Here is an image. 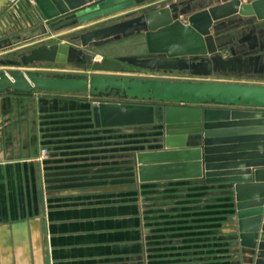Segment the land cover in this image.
Wrapping results in <instances>:
<instances>
[{"label": "crops", "instance_id": "obj_1", "mask_svg": "<svg viewBox=\"0 0 264 264\" xmlns=\"http://www.w3.org/2000/svg\"><path fill=\"white\" fill-rule=\"evenodd\" d=\"M14 1L0 0V55L24 31L58 28L19 29L2 12ZM92 106L67 91L0 94V264H254L232 183L168 166L135 188L132 131L95 126Z\"/></svg>", "mask_w": 264, "mask_h": 264}, {"label": "water", "instance_id": "obj_2", "mask_svg": "<svg viewBox=\"0 0 264 264\" xmlns=\"http://www.w3.org/2000/svg\"><path fill=\"white\" fill-rule=\"evenodd\" d=\"M148 0H15L2 12L19 29L45 22L55 27L65 21L84 22ZM6 4V3H5ZM174 4V3H173ZM166 4L137 16L80 34L84 47L110 43L143 32L146 52L123 54L91 62L94 71L117 73L122 63L149 71H188L196 75L234 74L264 76L262 29L253 24L248 51L231 50L221 42L236 32L238 22L264 18V0H226L193 10L183 21ZM165 11L160 20L152 16ZM238 16L234 24L226 18ZM79 55V56H77ZM84 61L82 50L64 41H51L32 48L19 59L0 58L1 65L19 66L38 61ZM67 91L90 95L116 91L128 101L99 100L92 106L97 127L149 125L161 109L162 148L136 153L139 181L157 179L163 168L178 166L179 177L202 178L208 183L233 184L239 243L264 264V84L220 80H186L93 74L87 77L43 75L35 70H0V94ZM197 137L190 149L188 142ZM182 156L171 162L174 156Z\"/></svg>", "mask_w": 264, "mask_h": 264}, {"label": "rangeland", "instance_id": "obj_3", "mask_svg": "<svg viewBox=\"0 0 264 264\" xmlns=\"http://www.w3.org/2000/svg\"><path fill=\"white\" fill-rule=\"evenodd\" d=\"M148 0L142 4L127 7L106 15H102L84 22H78L77 19H71L58 25V28H53L51 31L47 29H41L33 27L29 31H24L18 38H13V44L4 49V53L0 55V58H15L19 59L21 55L29 53V51L43 43L50 41H67L76 49H82L86 60L83 63L77 62L74 59H67L64 62L58 61H38L29 62L27 64L21 63L19 66L1 65L0 70H12L19 69L24 72L35 70L43 75L54 76H75V77H87L89 78L93 74H112L118 76L128 77H156L167 79H186V80H220V81H233V82H248V83H260L264 84V76L255 75H234V74H212V75H196L188 71L175 70L171 72L163 71H149L138 68L128 63H122L121 70L117 73H102L94 71L91 67V62L94 60H101L104 57H114L123 54L143 53L146 51V43L143 32L133 34L128 37H124L118 40H114L105 45L88 46L84 47L80 44V34L88 29L96 26L110 24L118 20L124 19L133 14H137L141 11H150L152 9L164 6L173 1L178 0H154L150 2ZM205 4L213 3L221 0H204ZM147 2H149L147 4ZM144 4V5H143ZM146 4V5H145ZM196 9V8H195ZM182 19H186L184 14H181ZM227 51H223V54H227ZM69 95L75 97H86L91 101V104H96L99 100L106 101H128V98L119 97L116 91L110 94H100L98 96L90 95L88 92H69ZM88 116H91V111H88ZM128 131L133 133V143L135 150V188H140L139 181L136 173V153L144 150L159 149L162 147L163 141V124L161 109L156 113L155 122L149 125H135L127 127ZM125 129V128H124ZM123 129V130H124ZM120 132L121 128H116ZM124 132V131H123ZM46 148V147H45ZM137 179V180H136ZM140 192V191H139ZM234 227V225L232 226ZM236 244V242H233Z\"/></svg>", "mask_w": 264, "mask_h": 264}, {"label": "flooded vegetation", "instance_id": "obj_4", "mask_svg": "<svg viewBox=\"0 0 264 264\" xmlns=\"http://www.w3.org/2000/svg\"><path fill=\"white\" fill-rule=\"evenodd\" d=\"M171 4H172V6H171L172 9H174L179 15L184 14L185 16L189 12H191L193 10H198V9H201V8H203V7L206 6L204 0H178V1L171 2ZM143 12H145V11H141V12H139L137 14H133V15L128 16L126 18L133 17V16H137V15L143 13ZM234 22H235V20H232V19L229 20L230 25L234 24ZM106 25H108V24L101 25V26H106ZM101 26H96V27H101ZM252 27H253V19H251V18L250 19L243 20V21H239L238 22V27L236 29V32L235 33L230 32L229 35H225L221 39V42H223V44L227 46L226 50H224V51H227L228 53L227 54H224V56L230 55V51L231 50H237V48H242L243 51H248V49H247V46H248L247 42L239 43L238 42V38L243 37V36H249L250 37L251 36V29H252ZM257 29H262V31H261V35L262 36H261V39H260L261 41H259L257 43V47L259 49L262 45H264V28L257 27ZM134 34H138V33H134ZM79 38H80V36H79ZM68 43L71 44L70 42H68ZM103 45H105V44H103ZM75 50L78 51L79 48H76ZM80 50H82V49H80ZM145 52H143V53H145ZM138 54H140V53H138ZM77 56H79V55H77ZM77 56L75 58H73V59L76 60L77 62H80V63L85 62V60H86L85 54H84V58H85L84 61L79 60L77 58ZM68 59H71V58H68Z\"/></svg>", "mask_w": 264, "mask_h": 264}, {"label": "bare ground", "instance_id": "obj_5", "mask_svg": "<svg viewBox=\"0 0 264 264\" xmlns=\"http://www.w3.org/2000/svg\"><path fill=\"white\" fill-rule=\"evenodd\" d=\"M158 13H159V14L155 15L154 17L152 16V19H157L156 21L160 20V18L163 17L162 15L165 14V11H160V12H158Z\"/></svg>", "mask_w": 264, "mask_h": 264}, {"label": "built area", "instance_id": "obj_6", "mask_svg": "<svg viewBox=\"0 0 264 264\" xmlns=\"http://www.w3.org/2000/svg\"><path fill=\"white\" fill-rule=\"evenodd\" d=\"M46 153H47V149L45 147H42L40 149V155H41V157H43L44 155H46Z\"/></svg>", "mask_w": 264, "mask_h": 264}]
</instances>
